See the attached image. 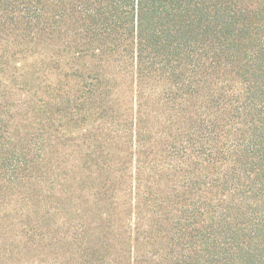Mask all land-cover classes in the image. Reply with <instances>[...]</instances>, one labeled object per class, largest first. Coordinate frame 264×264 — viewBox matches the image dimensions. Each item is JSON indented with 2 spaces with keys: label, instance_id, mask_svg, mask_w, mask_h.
I'll use <instances>...</instances> for the list:
<instances>
[{
  "label": "trees",
  "instance_id": "trees-1",
  "mask_svg": "<svg viewBox=\"0 0 264 264\" xmlns=\"http://www.w3.org/2000/svg\"><path fill=\"white\" fill-rule=\"evenodd\" d=\"M0 264H264V0H0Z\"/></svg>",
  "mask_w": 264,
  "mask_h": 264
}]
</instances>
